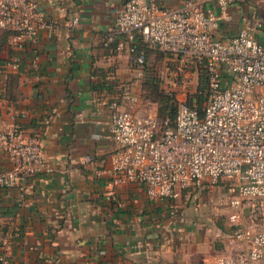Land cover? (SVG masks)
<instances>
[{"label": "crops", "instance_id": "crops-1", "mask_svg": "<svg viewBox=\"0 0 264 264\" xmlns=\"http://www.w3.org/2000/svg\"><path fill=\"white\" fill-rule=\"evenodd\" d=\"M34 1L57 30H44L35 44L16 43L0 28V127L12 121L11 110L24 112L18 121L39 137L52 170L28 180L23 200L17 188H0V255L11 264H217L219 256L243 251L216 226L221 202L185 200L204 185L165 200L150 198L140 183H110L113 103L130 109L123 96L134 94V110L148 115L138 109L145 71L127 49L106 44L128 0ZM157 2L178 9L185 0ZM200 2L219 15L218 39L264 18V0H234L225 10L215 0ZM255 33L264 44V28ZM88 155L93 161L83 163ZM11 167L1 153L0 171ZM16 232L4 246L2 238Z\"/></svg>", "mask_w": 264, "mask_h": 264}, {"label": "built area", "instance_id": "built-area-1", "mask_svg": "<svg viewBox=\"0 0 264 264\" xmlns=\"http://www.w3.org/2000/svg\"><path fill=\"white\" fill-rule=\"evenodd\" d=\"M215 1L225 10L234 0ZM78 23L77 17L70 21ZM0 28L13 32L16 43L29 38L35 44L44 30L49 35L57 30L34 0H0ZM219 29L218 13L200 0H185L178 9L163 8L157 0L125 3L106 44L127 49L130 61L139 66L150 49L203 65L207 101L203 111L180 101L173 127L157 115L138 114L134 94L123 96L130 109L114 102L110 132L117 149L111 156L110 183H140L150 198L174 200L185 190L235 178L229 220L237 227L245 201L264 199V44L251 25L227 40L215 37ZM18 66L15 59L12 68ZM24 116L13 109L12 121L0 127V154H8L12 163L11 169L0 171V188H17L21 200L30 178L52 170L39 137L27 135L18 121ZM92 161L90 155L83 159ZM254 227L237 228L229 242L243 243V251L221 255L217 264H264V225ZM17 234L2 238L3 245ZM0 264H11L6 254L0 255Z\"/></svg>", "mask_w": 264, "mask_h": 264}, {"label": "rangeland", "instance_id": "rangeland-1", "mask_svg": "<svg viewBox=\"0 0 264 264\" xmlns=\"http://www.w3.org/2000/svg\"><path fill=\"white\" fill-rule=\"evenodd\" d=\"M254 19L256 20L252 21L251 26L256 28L255 32L258 29H263L264 18L261 21H259L260 19L258 17H254ZM259 23L262 27L257 28V24ZM140 67L143 70L151 68L152 74L157 77L161 88L168 93H176L179 102L187 101L189 103V99L201 91V72L203 66H193L192 64L184 63L179 56L163 52H149L146 63ZM138 109L145 114L157 115V105L149 99H144V97ZM236 185L237 181L235 178H224L216 184L206 183L202 188H199L184 198L185 200H215V202H221L219 206L215 205L217 212L221 214L216 217L218 218L216 220V226L223 227L229 235H233L239 227L255 226L254 228L259 229L264 225V199L245 201V207L241 211L242 219L238 225L239 227H236L229 220V215L233 210L228 209V207L230 200L236 195ZM222 204L224 206H221Z\"/></svg>", "mask_w": 264, "mask_h": 264}, {"label": "trees", "instance_id": "trees-1", "mask_svg": "<svg viewBox=\"0 0 264 264\" xmlns=\"http://www.w3.org/2000/svg\"><path fill=\"white\" fill-rule=\"evenodd\" d=\"M148 54V51H147ZM203 66V65H201ZM144 99H149L151 102L157 105V117L163 122V124L168 121V126H175L178 113L179 99L176 93H168L161 88V85L158 82L157 77L152 74L151 68L144 70ZM202 76V86L199 94L189 99V104H196L197 108L200 111H203L207 101V79L208 73L204 68L201 72Z\"/></svg>", "mask_w": 264, "mask_h": 264}]
</instances>
